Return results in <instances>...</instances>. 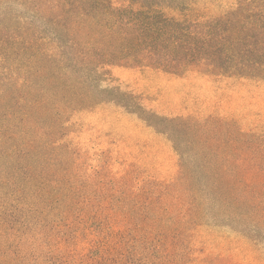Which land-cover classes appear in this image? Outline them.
Returning <instances> with one entry per match:
<instances>
[{
	"label": "trees",
	"instance_id": "1",
	"mask_svg": "<svg viewBox=\"0 0 264 264\" xmlns=\"http://www.w3.org/2000/svg\"><path fill=\"white\" fill-rule=\"evenodd\" d=\"M160 4L0 0V264H234L228 235L264 229L262 138L231 118L157 111L110 83L115 66L264 80L247 37L219 39L214 22L192 31ZM110 104L169 141L172 171L149 159L151 140L137 153L101 149L96 164L77 151L73 116Z\"/></svg>",
	"mask_w": 264,
	"mask_h": 264
},
{
	"label": "rangeland",
	"instance_id": "2",
	"mask_svg": "<svg viewBox=\"0 0 264 264\" xmlns=\"http://www.w3.org/2000/svg\"><path fill=\"white\" fill-rule=\"evenodd\" d=\"M150 0H148L149 3ZM162 9L169 15L192 26V31L206 32L214 22L219 39L230 38L235 33L247 37L255 46V56H264V25L259 13L264 10V1L247 6L245 0H159ZM263 9V10H262ZM254 13V16L251 14ZM251 16V17H250ZM242 30V31H241ZM203 56L214 52L201 51ZM263 58V57H261ZM110 83L138 96L146 107L169 115L185 113L202 119L207 116L231 118L241 121L264 141V80L243 79L232 83L206 75L200 69H190L184 75L173 74L153 67L140 68L115 66ZM77 127L68 135L77 151L91 155L92 163L98 162L101 149L112 148L115 154L132 151L137 153V141H153V159L163 171L175 167L174 149L169 141L149 132L140 119L115 104L95 111H80L70 121ZM113 131L110 136L105 132ZM116 139L112 142L111 139ZM264 146V145H263ZM151 151V147L148 148ZM158 151V152H156ZM233 243L223 250L234 258V264H264V229L250 235L229 234ZM250 241L251 247H237L236 241ZM203 253L196 251L194 257ZM190 264H206L198 261Z\"/></svg>",
	"mask_w": 264,
	"mask_h": 264
}]
</instances>
